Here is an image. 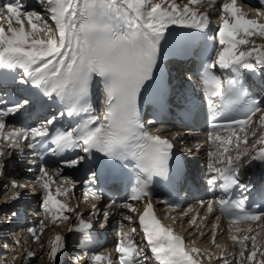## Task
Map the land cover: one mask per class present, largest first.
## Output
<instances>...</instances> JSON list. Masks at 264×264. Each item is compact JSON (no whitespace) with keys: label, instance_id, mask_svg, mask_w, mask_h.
Segmentation results:
<instances>
[{"label":"snow or ice","instance_id":"6c2138e0","mask_svg":"<svg viewBox=\"0 0 264 264\" xmlns=\"http://www.w3.org/2000/svg\"><path fill=\"white\" fill-rule=\"evenodd\" d=\"M203 2L205 0H188L181 6L176 0H40L44 11L39 12L27 10L22 0H0V19L6 24V27L0 24V74L5 79L32 87L30 95L23 99L11 98L6 92L0 94V142L14 151L26 145L42 161L35 181L43 190L41 208L45 218L50 217L55 223L58 219L68 220L66 212L75 213L78 223L68 231L89 237L94 221L104 227L101 217L107 222L110 212L101 213L99 207L92 204L94 219L85 220L84 213L78 210L79 204L73 208L66 200L58 199L59 196L72 199L69 193L81 181L62 176L61 184L53 191L54 176H59L64 169L78 172L83 167L86 178L82 183L96 180L97 173L92 171L89 162L97 154L110 161L133 162L143 179L136 181L129 200L147 198L139 214V228L154 264H201L197 258L201 255L200 249L188 248L184 237L164 225L154 212L149 181L153 176L169 174L174 145L170 139L145 130L140 99L153 81L166 34L176 26L201 31L209 26V13L193 7ZM220 12L222 22L217 31L220 49L207 64L202 82L210 98L218 99L227 108L240 105L246 110L223 125H212L209 141L215 147L208 152L211 159L207 183L213 190L218 188L221 195L209 200L207 208L212 212L213 204L218 205L220 212L229 217L230 230L240 232V228L232 229L231 226L242 220L264 218V212L258 211L259 205L254 206L257 211L246 207L248 197L244 193L251 191L252 185L242 183L239 173L242 157L248 154L249 147L254 150L250 163L258 161L264 165V136L249 145L247 127L255 113L261 111V102L249 96L240 80L242 70L264 72V45L246 51L239 48L255 43L249 37H264V23L248 18L237 0L223 2ZM217 68L232 74L226 84L214 74ZM94 78H99L104 97L102 117L96 114L91 103ZM34 100L41 105L45 100L58 102L62 110L38 124L10 127L8 119L19 115ZM65 116L78 122L69 129L55 127L58 119ZM260 121L264 124V115ZM220 129L226 130V134L222 135ZM251 135L255 136V131ZM70 152L73 155H67ZM6 155L8 152L0 147V157ZM48 155L59 158L58 167L49 170L45 166L44 157ZM5 168L6 162H0V177H4ZM9 183L13 188H27V184L16 179ZM64 184L70 187H63ZM234 189L240 190L238 198L233 196ZM23 195L15 192L4 204L19 202ZM260 195L264 198V193ZM89 198L100 200L101 196L86 191L84 200ZM110 207L115 208V202ZM120 207L137 212L129 202ZM18 214L10 210L5 213L4 222H11ZM132 219L131 215L124 216L129 223ZM44 225L45 219H41L38 228L29 229L37 242L40 241L37 231L42 234ZM130 231L136 233L137 228L132 227ZM258 235L231 236L240 246L238 253H233L234 264H244L245 242L249 239L252 251L246 257L248 264H264V246L258 243ZM13 244L18 245L19 240L14 238ZM66 247L65 236L56 233L49 241V259L55 261ZM116 250L120 253L121 264H147L149 261L145 248L138 247L130 235L118 242ZM27 255L35 254L29 252ZM223 257L221 253L217 259ZM86 258L96 264L106 259L102 254L89 255L87 252L76 259L83 262Z\"/></svg>","mask_w":264,"mask_h":264},{"label":"rangeland","instance_id":"374dc122","mask_svg":"<svg viewBox=\"0 0 264 264\" xmlns=\"http://www.w3.org/2000/svg\"><path fill=\"white\" fill-rule=\"evenodd\" d=\"M37 1L39 2L40 6L37 9L34 8L33 10L43 12L44 8L41 5L40 0H37ZM35 3H36V1H35ZM176 3L183 6L184 4L188 3V0H176ZM193 7H196L200 12L209 13L210 22L212 21L216 25L221 24L222 13L220 11H217L216 9L211 8L207 1L200 3L198 5H194ZM258 11L264 13L263 10H258ZM1 22H2V19H0V23ZM43 38L47 39V36H44ZM217 39H218V36H217ZM248 47H249V45H246V46L241 45L239 48H240V50L241 49H243V50L247 49L248 50L249 49ZM99 100H100V98H99ZM101 102L102 101L100 100L99 103H101ZM263 110H262L261 115L262 114L264 115ZM260 117H258L259 120L257 119L258 121L255 122L254 125L252 124V127H251V125L248 127L249 145L253 141L260 139L262 136H264V124L261 123ZM253 130L256 133L255 136L251 135V132ZM257 134H261V137L258 135V138H257ZM0 147L5 148V150H6L7 145L5 142H0ZM214 147H215V144H214ZM243 147L244 146L241 145V148H243ZM8 149L9 148H7V150H6L7 152H8ZM232 153L235 154V150H233ZM252 155H254V152L249 147L248 154L243 156L242 158L247 159L248 157H250L249 159H251ZM16 157L17 158H14L15 160L20 159L18 154ZM9 158H10V155L0 157V162L2 160H3V162H6L5 175H4V177H0V264H52L51 263L52 260L49 259V256H48L49 241L56 235V233H60L63 236H65L67 234L66 239L69 237V232L66 233L67 231L65 230L66 229V223L68 222V220L65 221V220H59L58 219L55 223H53L50 217L45 218V214L43 212V209L41 208V200L43 197V190L41 188H39L40 192L37 196H31L30 195L27 199H29L34 204L33 208H34L35 204H39L38 206L37 205L35 206L36 211L39 212V215L36 213L35 217L38 218L37 220L39 222L41 219H45L44 227L46 229L42 235L43 238H41L39 242H37L36 240L33 239L32 235L28 231L27 225L30 223L29 221H30V218L32 217L31 215H34L35 211L31 212L30 211L31 208L29 209V207L21 208V210L19 211L18 209H16L17 206L13 205L14 203L9 205V206L4 204V200L6 198L11 197L15 192H19L21 190L20 188L11 187V185L9 183V181H11L12 178L10 176H8V174H6L7 168L14 169L16 167L14 165H13V167H9V161H8ZM257 163H259V162L254 161L253 164L248 165V167L246 169H244V171H242V173L244 172L243 174L245 176H247L248 178H253L256 175L255 173L259 169ZM13 164H15L14 161H13ZM249 164H250V161H249ZM62 176H63V174H61L59 176V178L57 177V179L55 180V186L56 187L61 184V177ZM65 176L71 177L68 175H65ZM71 178H73V177H71ZM14 179L18 180L22 184L28 183V181L24 180L23 177H21V176L14 178ZM63 187H70V185L64 184ZM5 188L7 189V191H5ZM23 192H25V190H22V193ZM59 198H61L60 200H62V201L66 200L65 196H59ZM35 202H38V203H35ZM136 209H137V212H135V213H132V212L126 210L125 208H123L121 210V218L123 217V219H124V216L131 215L133 219H132L131 223H129L127 220L123 221V226L121 227L122 236L119 238V241L122 239H125V237L128 233H131L130 229L132 227H136L137 228L136 233H131V234H133L135 236V238H138L140 245L146 246V241L143 239V234L139 228V214H140L141 208L137 206ZM10 210H16L19 213L18 217H17L18 220H14L15 223H13V224H12V220H11V222H4L5 221V213L9 212ZM33 210H35V209H33ZM158 211H159V213H161V215L164 214L163 211H161L159 209H158ZM31 213H33V214H31ZM109 217H111V216H109ZM101 219L103 220L102 217H101ZM168 220L172 221L174 223L173 225H171V228H173V229L185 228L191 234V236L189 237L188 244L186 243V246L189 248V244L190 245L193 244V245H195L194 248L200 249L201 255L198 256V259H200L202 264H209V263L210 264H225V260H227V264H234L235 258L233 256V253H238L237 251H239V248H238L239 244L233 242V240L231 239V236L232 235L241 236V235H239V233L240 234H243V233L248 234V232H245V230H247L248 227L243 228V229L240 228L242 230L238 233H236V232L234 233V231H231L230 229L226 231L224 227L219 225L220 221L218 220V218L216 216H214L210 219V221H209L210 223L208 222L205 225V226H207L205 228L199 227L198 225H194V227H190L191 226L190 224H192L191 221L187 220L186 218H184L178 214H174V213L168 215L167 221ZM20 221H22V222L20 223ZM108 221H109V219H108ZM257 223L258 222H256L255 224H251L252 226L250 225L249 228H251L252 231H256L257 233L260 234V235H258L259 239H257V241H258V243H261L262 246H264V230H263L264 225H262L264 222L263 223L259 222L258 224ZM260 223H262V224H260ZM70 227L71 226H69V228ZM206 229H208L207 230L208 233H207ZM232 229H235V228H232ZM212 233H216L214 238H213ZM251 234H253V233H251ZM14 238L19 240L18 245L13 244ZM219 243H221V244H219ZM218 245H219V247H217ZM248 245H250V244L248 243ZM220 248H222V249L224 248L226 252H224L223 258L217 259V257H220V255H221L220 254V251H221ZM68 249L69 248L66 247L65 250H68ZM70 251H71V249L68 252L63 251V255H61V258H60V264H78V261L75 260L76 257L74 258L71 255ZM29 252L34 253L35 255L32 257H29L27 255V253H29ZM209 256H211L212 259H209L208 258ZM13 257H15V260H13ZM258 258H259V255H258ZM245 260H246V258H245ZM244 264H248V262L244 263Z\"/></svg>","mask_w":264,"mask_h":264},{"label":"bare ground","instance_id":"6f19581e","mask_svg":"<svg viewBox=\"0 0 264 264\" xmlns=\"http://www.w3.org/2000/svg\"><path fill=\"white\" fill-rule=\"evenodd\" d=\"M34 0H30L29 2H26V3H24L23 4V2H22V4L26 7V9L27 10H29V11H33V9L34 8H38L39 6H40V4H39V2L37 1V0H35L36 1V3H35V1L33 2ZM264 0H237V4H238V6L243 10V12H245V13H247V16H248V18H250V19H259V21L261 22V23H264V15H258V13H263V12H259L258 10H263L264 11V3L263 4H261L262 2H263ZM230 2V1H229ZM35 11V10H34ZM0 24H3L5 27H6V24H5V22L2 20V22L0 23ZM219 25L220 24H218V26L217 27H211V33H214L215 32V34L217 35V31H218V27H219ZM176 27H178V26H176ZM173 28H175V27H173ZM213 28V29H212ZM214 31V32H213ZM208 33H209V31H207V29H205L204 30V34H206V35H208ZM175 34V32H170V33H168V34H166V35H174ZM248 39H250L251 41H254L255 43L254 44H252V43H249V44H245V46L246 45H249V47L248 48H251V47H254V46H261V45H264V37H261V36H259V35H255V36H252V37H249ZM243 46V45H242ZM171 47H173V45L172 44H170L168 41H166V42H162V50H161V53H160V56H159V59H158V63H157V67H156V70H158V68H159V66H162L163 64H164V61H167V62H170V57H171V53H172V51H171ZM240 47V46H239ZM242 48V47H241ZM219 49H220V46H219V44H217V49H216V54H217V52L219 51ZM247 50V49H246ZM246 50H243V49H241V51H246ZM184 70L185 71H187L188 69L187 68H184ZM253 75L254 76H256V74H254L253 73ZM175 77L176 78H179V79H181L182 80V76H180V75H175ZM97 80H99V78H94V81H93V86H92V92L94 91V87L96 86V83H97ZM261 113H262V111H260V112H258L257 114H256V116H257V119L259 120V118L258 117H260V116H262L261 115ZM264 113V112H263ZM256 119V120H257ZM257 120V121H258ZM152 121V118H149V122H151ZM258 135L261 137V134H257V138H258ZM16 153V151H14V150H12V149H8V156L10 155V158L8 159V161H9V163H11V161L15 158V154ZM259 166V165H258ZM18 171L19 170H17V173H15V171L12 169V168H7V172H6V174H8V176H10L12 179H14V178H17V177H20L19 176V173H18ZM64 171V173H66V174H71V171H70V169H64L63 170ZM254 172V171H253ZM256 172V171H255ZM73 177L74 176H76V174L75 173H72L71 174ZM65 176V175H64ZM71 176V177H72ZM21 179V178H20ZM26 192H23V194H25ZM73 194H70V196H72V199H70V201H67L68 202V204H69V206L70 207H73V208H75L76 207V204H79V211L81 212V213H84V219L85 220H91V219H94L93 217H90V212H89V210H87V208L86 207H90V205H91V203H89V204H87V203H85V202H83L82 201V198H81V195H79L78 197H77V194H76V192L74 191V192H72ZM74 195V196H73ZM58 199H60L59 197H58ZM24 200H26V201H24V202H22V203H14L13 205L15 206H17V208H20V206H22V205H30L29 206V209L31 208V212L32 211H35V213H34V215H31L30 217V223L27 225V228H28V231H29V229L30 228H38L39 226H40V222L37 220L38 218H36L35 217V214L37 213L38 215H39V212L38 211H36V205L37 204H35V206H34V208H32L33 207V203L29 200V199H27V197L24 199ZM35 203H38V202H35ZM93 204V203H92ZM102 203H96V205L97 206H99V205H101ZM9 206V205H8ZM16 208V209H17ZM24 208V207H23ZM8 209V208H7ZM33 209H35V210H33ZM20 210V209H19ZM24 210V209H23ZM29 211V212H30ZM111 212L114 214V215H117L118 214V210L117 209H112V210H110V214H111ZM22 213V212H21ZM120 213V212H119ZM31 214H33V213H31ZM66 215H68L70 218L68 219V222L66 223V231L69 229V226H73V224H76V223H78V221L75 219V213H65ZM21 215V214H20ZM127 216V215H126ZM112 217V216H111ZM111 217H109V219H110V222L111 221H114V219L112 218V220H111ZM120 217V216H119ZM138 217V216H137ZM168 217V216H167ZM16 218V217H15ZM15 218L14 219H12V224L13 223H15ZM22 222V221H21ZM20 222V223H21ZM94 223H95V221H94ZM259 223V222H258ZM257 223V224H258ZM253 224H255V223H253ZM256 224V225H257ZM260 224H262V223H260ZM229 226H230V224H228ZM262 225H264V223L262 224ZM12 226V225H11ZM233 227H231V228H246V227H248L249 228V226L250 225H243V224H236V225H232ZM252 226V225H251ZM223 227V226H222ZM128 228V227H127ZM45 227H44V231H45ZM230 229V228H229ZM241 229V230H242ZM24 230V229H23ZM208 230V229H207ZM263 230H264V228H263ZM44 231H43V233H44ZM227 231V230H226ZM69 232V231H68ZM244 232V231H243ZM245 232H247V230H245ZM29 233L31 234V232L29 231ZM43 233L41 234L39 231H37V235H40V239L41 238H43ZM235 233V232H234ZM236 233H238V232H236ZM251 233H253V234H251ZM65 234V233H64ZM213 234V233H212ZM216 234V233H215ZM245 234H247V233H243V234H240L239 233V235H241V236H244ZM255 234H257V232L256 231H251V232H248V234L247 235H249V236H251V235H255ZM32 235V234H31ZM73 236H74V232H69V237L66 239V243L68 244L67 245V248H71V240H72V238H73ZM33 237V236H32ZM115 238V236H113V238H112V240ZM213 238H214V236H213ZM257 239H259V236L257 237ZM111 239H109L106 243H104L102 246H104L103 247V249H106L107 247H111L112 245H111ZM246 244H247V248L245 249V258L247 257V255L252 251V242H251V240H248V241H246L245 242ZM248 243L251 245H248ZM192 244V243H191ZM219 244H221V243H219ZM141 246V248H143L144 246L143 245H140ZM193 248L195 247V245H191ZM102 248V247H101ZM190 248V247H189ZM238 248H239V250H240V246L238 245ZM103 249H98L99 251H96V252H93V253H97V254H102L103 255ZM221 249V251H220V253L221 252H223L222 250H225L224 248L222 249V248H220ZM63 252V251H62ZM226 252V251H225ZM238 252V251H237ZM61 254L62 253H58V255H57V259L55 260V261H52L51 263L52 264H60V258H61ZM81 254V253H80ZM92 254V253H91ZM90 254V255H91ZM105 255V254H104ZM198 258V257H197ZM248 261L247 260H244V263H247ZM79 264H81V262L79 263ZM147 264H152V263H148L147 262Z\"/></svg>","mask_w":264,"mask_h":264}]
</instances>
